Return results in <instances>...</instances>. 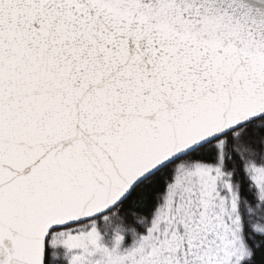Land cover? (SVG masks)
Segmentation results:
<instances>
[{
    "label": "snow or ice",
    "instance_id": "1",
    "mask_svg": "<svg viewBox=\"0 0 264 264\" xmlns=\"http://www.w3.org/2000/svg\"><path fill=\"white\" fill-rule=\"evenodd\" d=\"M0 264H264V0H0Z\"/></svg>",
    "mask_w": 264,
    "mask_h": 264
}]
</instances>
